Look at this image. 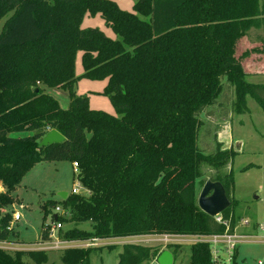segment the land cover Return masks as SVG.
<instances>
[{
	"label": "trees",
	"instance_id": "1",
	"mask_svg": "<svg viewBox=\"0 0 264 264\" xmlns=\"http://www.w3.org/2000/svg\"><path fill=\"white\" fill-rule=\"evenodd\" d=\"M133 9L110 0H0V243L10 236L16 189L43 161L76 162L90 192L41 206L44 219L52 207L67 213L57 216L72 224L60 230L64 239L223 233L195 202L203 168L224 187L231 204L221 217L235 229L231 174L222 172L234 152L199 149V116L225 89L236 115L248 112V96L264 110V84L246 81L264 75V37L250 35L264 32V0H136ZM95 14L115 40L80 28ZM77 51L81 77L106 81L102 93L114 114L75 94ZM55 89L68 90L66 108L48 93ZM51 130L64 141L39 147ZM82 223L91 230L78 229ZM99 248L66 250L59 264H86ZM181 248L166 247L173 258ZM159 250L123 245L118 264H150ZM44 254L0 248V264H42ZM187 264H212L209 246L190 245Z\"/></svg>",
	"mask_w": 264,
	"mask_h": 264
},
{
	"label": "rangeland",
	"instance_id": "2",
	"mask_svg": "<svg viewBox=\"0 0 264 264\" xmlns=\"http://www.w3.org/2000/svg\"><path fill=\"white\" fill-rule=\"evenodd\" d=\"M121 10L132 12L136 0H110ZM2 22H0L1 29ZM80 28H96L104 36L115 40L111 29L105 25L99 14L85 15ZM252 38L257 35L264 37V32L259 29L250 30ZM83 66L81 52L77 51L74 59V76L78 77L73 89L78 96H86L91 109L100 110L108 114H114L113 105L108 97L104 95L105 80H90L81 77ZM246 81L250 83H264V75L248 76ZM61 107L66 108L69 103L68 90H48ZM233 100L231 91L225 89L217 103L210 106L199 118L202 121L198 147L206 154L214 153L217 149L221 151L234 152L227 161L222 172L231 174V197L233 204L231 212L236 220H246L249 228L258 229V238L264 239V110L249 96L246 97L248 112L236 115L232 111ZM240 143V151L235 150V145ZM213 172L207 168L202 169V176L195 185V202ZM77 186V172L70 161H43L35 164L23 177L17 188L14 198L15 204L11 207V220L8 224L10 236L5 246H22V244H33L39 241L43 224L51 222L54 208H49V215L44 219L41 206L52 201L55 204L61 199L60 192L71 194V190ZM80 196L85 197L83 186H80ZM1 191V188H0ZM258 195V198L255 196ZM18 212L20 220L12 222V214ZM45 220V221H44ZM239 225V224H238ZM72 224L63 223V229L67 230ZM78 229L90 231L89 223H82ZM240 229V226H237ZM259 241V240H257ZM181 252L174 257L173 264H187L190 256V245H181ZM157 247V246H155ZM238 255L235 264H264V242L240 244L237 246ZM122 246L101 247L93 249L88 253L86 264H118L119 254ZM64 252L45 253L46 260L42 264H59ZM28 264H36L27 259ZM147 264V263H142Z\"/></svg>",
	"mask_w": 264,
	"mask_h": 264
},
{
	"label": "built area",
	"instance_id": "3",
	"mask_svg": "<svg viewBox=\"0 0 264 264\" xmlns=\"http://www.w3.org/2000/svg\"><path fill=\"white\" fill-rule=\"evenodd\" d=\"M73 168L77 172V163H72ZM82 186L77 179V186H74L71 190V194L80 195L79 191ZM86 196L90 195V192L83 187ZM56 216L67 217V213L57 206L55 209ZM18 212L12 214V222L20 220ZM58 218V217H57ZM51 219L49 224H45L43 231L45 238L39 239L38 242L33 244H22V246H5L6 242L0 243V248L8 251H37V252H64L70 249H88L99 248L109 246H123L126 244H138L142 246H157L160 250L159 253L166 249L169 245H184V244H207L211 253L212 264H235V250L240 242L246 240H255L257 237L245 236L239 234L235 229L230 232L228 230L227 220L222 219L221 214L214 217L215 221L225 226V231L219 234H151L134 237H119V238H98L92 237L84 240H67L60 236V230H63V223L58 219ZM248 225V221L240 220L237 225ZM258 230L263 231L261 226H257ZM259 241L264 242L263 238H258ZM158 253V254H159ZM157 254V256H158ZM157 256L152 260L150 264H158L156 262Z\"/></svg>",
	"mask_w": 264,
	"mask_h": 264
},
{
	"label": "water",
	"instance_id": "4",
	"mask_svg": "<svg viewBox=\"0 0 264 264\" xmlns=\"http://www.w3.org/2000/svg\"><path fill=\"white\" fill-rule=\"evenodd\" d=\"M64 141V137L58 133L56 130H51L47 132L40 142L38 143L39 147H47L53 144H58ZM235 150L240 151V143L235 145ZM66 192L58 193V196L61 200H64L67 197ZM259 196L256 195L255 198ZM230 200L226 196L224 187L220 182H214L207 180L204 183V186L197 198L198 208L205 213L206 215L214 218L217 215H220L223 211L230 207ZM54 220L57 216L54 215ZM156 262L158 264H173V255L172 253L164 249L162 250L157 258Z\"/></svg>",
	"mask_w": 264,
	"mask_h": 264
},
{
	"label": "crops",
	"instance_id": "5",
	"mask_svg": "<svg viewBox=\"0 0 264 264\" xmlns=\"http://www.w3.org/2000/svg\"><path fill=\"white\" fill-rule=\"evenodd\" d=\"M255 76H258V75H254V77ZM254 84H258V83H254ZM264 84V83H263ZM1 188V187H0ZM2 190V189H1ZM17 190V189H16ZM16 192V191H15ZM250 224H252V226L253 227H255V223H249L248 225H246V226H241V225H236V227H235V230L239 233V234H241V235H245V236H252V237H257V239H255V240H246V241H243V242H240L239 244H238V246L240 245V244H246V243H254V242H259V243H261V241H257V240H259L258 239V235H257V231H258V229H251V228H249V226H250ZM237 226H240V229L239 228H237ZM40 239V238H39ZM237 247H236V250H235V257L238 255V252H237ZM49 253H51V252H49ZM173 262H174V258H173Z\"/></svg>",
	"mask_w": 264,
	"mask_h": 264
}]
</instances>
